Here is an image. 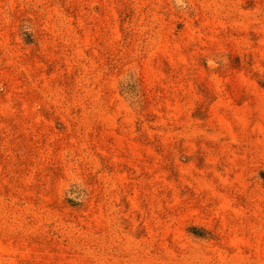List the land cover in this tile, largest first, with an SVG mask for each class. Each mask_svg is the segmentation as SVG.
<instances>
[{
    "label": "rangeland",
    "instance_id": "1",
    "mask_svg": "<svg viewBox=\"0 0 264 264\" xmlns=\"http://www.w3.org/2000/svg\"><path fill=\"white\" fill-rule=\"evenodd\" d=\"M0 264H264V0H0Z\"/></svg>",
    "mask_w": 264,
    "mask_h": 264
}]
</instances>
